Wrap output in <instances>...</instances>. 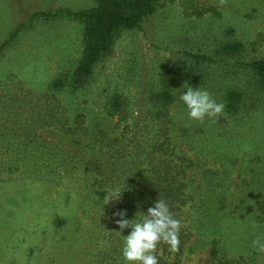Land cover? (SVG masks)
Wrapping results in <instances>:
<instances>
[{
    "label": "rangeland",
    "instance_id": "374dc122",
    "mask_svg": "<svg viewBox=\"0 0 264 264\" xmlns=\"http://www.w3.org/2000/svg\"><path fill=\"white\" fill-rule=\"evenodd\" d=\"M93 3L0 0V46L18 31L0 48V166L14 162L15 152L30 134L28 129L66 146L68 136L41 116L52 106L48 117L60 118L64 112L58 110V100L68 107L65 114L73 116L84 107L109 129L119 117L107 116L102 106L114 93L121 95L129 121L138 106L150 105L153 93L168 85L176 98L169 106L174 133L182 149L198 163L188 175L194 187L199 186L194 192H202L207 176L225 197L217 215L220 246L229 258L264 264V251L252 244L257 236H264V83L248 70L252 62L264 59V0H227L223 6L218 0H165L139 28L118 32L111 51L75 87L71 73L82 50L83 26L56 12L87 9ZM194 6H212L216 13L199 18L190 14ZM43 11L48 15H36ZM235 41L244 45L242 51L219 54L222 46ZM187 53L217 62L196 61ZM188 86L208 90L217 102L225 103L228 90L239 91L241 97L236 110L224 107L215 123L207 117L199 122L189 119L179 99ZM130 110L134 111L131 116ZM139 121L143 133L151 130ZM15 176L0 173V264H84L83 247L88 242L80 240L88 220H83L76 236L70 225L58 230L51 221L52 213L62 210V189L57 186L58 193L53 182ZM114 202L103 212L104 225ZM187 215L183 209L182 217ZM203 228L193 227L191 246L182 254L181 264H208L210 240L217 235Z\"/></svg>",
    "mask_w": 264,
    "mask_h": 264
},
{
    "label": "trees",
    "instance_id": "16d2710c",
    "mask_svg": "<svg viewBox=\"0 0 264 264\" xmlns=\"http://www.w3.org/2000/svg\"><path fill=\"white\" fill-rule=\"evenodd\" d=\"M164 1L93 0V6L87 9H58V15L77 20L83 26L82 50L71 73V84L80 87L100 58L111 51L117 33L139 28L155 7ZM210 11L216 13L212 6H201L190 14L200 18ZM36 15L48 13L43 11ZM17 32H12L0 48L8 45ZM243 46L237 41L227 43L220 48L219 54L232 56L242 51ZM187 55L196 61L204 60L209 64L217 62L206 55ZM248 67L250 74L257 75L264 83V59L252 62ZM167 86L153 93L150 105L143 103L138 106L132 121H128L124 114L121 95L114 93L102 106L107 116L119 117L109 129H105L99 119L86 113L84 107L76 109L78 111L73 116L65 114L69 109L58 100V110L61 108L64 112L60 118L48 117L53 111L52 106L47 107L46 114L41 116L47 117L48 122L45 123L58 124V131L68 136L66 146L61 140L42 139V135L37 134L34 128L28 129L30 134L25 138L27 141L24 145L15 152L12 158L14 162L9 166H0V173L4 171L16 174L15 178L53 182L55 185H51L58 193L56 187L62 189V210L58 214L52 213L51 222L56 226L58 224V230L70 225L71 232L76 236L83 226V220H88V226L82 233L85 237L80 240V243L87 241L89 244L83 247L86 251L82 260L84 264H126L121 256L123 238L117 235L116 231L120 229L114 222L119 217H113L112 213L124 209L126 219H138L148 207L154 206L158 198L167 202L174 217L182 225L180 250L172 253L166 244L158 245L159 264H181L182 254L191 246L189 240L194 235L192 229L199 225L205 227L203 231L210 230L217 235L210 240L208 264H245L239 259L229 258L220 246L217 215L225 197L220 195L216 185L210 183L207 176L202 184V192H194L199 186L194 187L195 182L188 175L198 167V163L182 149L174 133L169 106L176 98ZM240 97L241 93L237 90L225 93L224 106L227 111L236 110ZM128 113L131 116L134 111ZM40 117L34 123H38ZM141 119L143 121H139ZM138 121L151 130L143 133ZM118 126L122 127L115 133ZM104 187L123 188L121 199L115 201L108 212V225H104L103 212L108 206L102 202ZM183 209L190 214L185 219L182 217ZM68 210L73 211L72 215L67 214ZM130 231V228H125L121 234L127 235Z\"/></svg>",
    "mask_w": 264,
    "mask_h": 264
},
{
    "label": "clouds",
    "instance_id": "9594fccd",
    "mask_svg": "<svg viewBox=\"0 0 264 264\" xmlns=\"http://www.w3.org/2000/svg\"><path fill=\"white\" fill-rule=\"evenodd\" d=\"M223 6L227 0H218ZM187 109L189 119L204 122L207 117L215 123L216 119L224 112V103L217 102L212 94L201 88L188 86L179 96ZM119 187L105 188L103 205L113 201H119L122 195ZM126 210L119 209L112 213L113 217H119L114 222L120 231L117 235L122 236L121 256L126 264H159L158 245L166 244L169 251L176 253L180 250V229L181 221L174 217L169 205L164 199L158 198L154 206L142 212L139 218L126 219ZM125 228L131 231L127 235H122ZM253 247L264 251V236H257L253 242Z\"/></svg>",
    "mask_w": 264,
    "mask_h": 264
}]
</instances>
